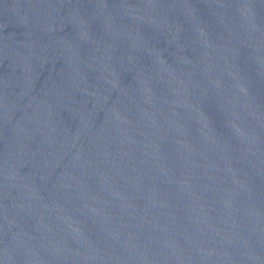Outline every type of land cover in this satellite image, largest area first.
Returning <instances> with one entry per match:
<instances>
[{
	"label": "water",
	"instance_id": "water-1",
	"mask_svg": "<svg viewBox=\"0 0 264 264\" xmlns=\"http://www.w3.org/2000/svg\"><path fill=\"white\" fill-rule=\"evenodd\" d=\"M0 264H264V0H0Z\"/></svg>",
	"mask_w": 264,
	"mask_h": 264
}]
</instances>
